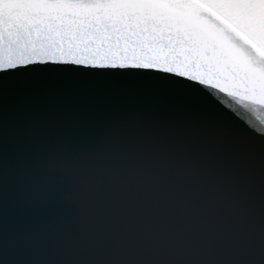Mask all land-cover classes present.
Returning <instances> with one entry per match:
<instances>
[{"label": "snow or ice", "instance_id": "snow-or-ice-1", "mask_svg": "<svg viewBox=\"0 0 264 264\" xmlns=\"http://www.w3.org/2000/svg\"><path fill=\"white\" fill-rule=\"evenodd\" d=\"M0 264H264V0H0Z\"/></svg>", "mask_w": 264, "mask_h": 264}, {"label": "water", "instance_id": "water-1", "mask_svg": "<svg viewBox=\"0 0 264 264\" xmlns=\"http://www.w3.org/2000/svg\"><path fill=\"white\" fill-rule=\"evenodd\" d=\"M147 11L150 15L134 25V33L125 34L127 39L137 42L162 40L170 48L179 47L192 55L205 49L211 50V37L205 28L207 21L202 17L181 13L174 8Z\"/></svg>", "mask_w": 264, "mask_h": 264}, {"label": "bare ground", "instance_id": "bare-ground-1", "mask_svg": "<svg viewBox=\"0 0 264 264\" xmlns=\"http://www.w3.org/2000/svg\"><path fill=\"white\" fill-rule=\"evenodd\" d=\"M172 9V8H171ZM175 10L177 9V11L179 12H184V13H188V14H191V16H194V17H199L196 13L199 11V10H191V9H182V8H174ZM136 30V29H135ZM199 38V37H198Z\"/></svg>", "mask_w": 264, "mask_h": 264}]
</instances>
